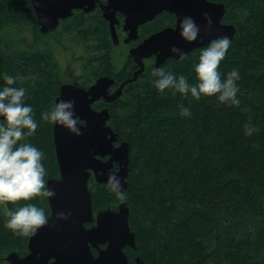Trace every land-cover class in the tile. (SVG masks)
Segmentation results:
<instances>
[{"label": "trees", "instance_id": "obj_1", "mask_svg": "<svg viewBox=\"0 0 264 264\" xmlns=\"http://www.w3.org/2000/svg\"><path fill=\"white\" fill-rule=\"evenodd\" d=\"M210 1L225 5L223 23L236 28L219 72L225 79L239 70V106L220 102L218 95L197 101L190 93L155 87V68L195 85L194 65L208 45L160 67L147 63L117 101L95 104L96 109L109 107L108 124L119 142L129 143L130 164L128 188L122 191L126 199L92 178V207L96 213L126 202L136 248L125 252L133 264L137 257L145 264H264V0ZM174 23V15L159 14L139 28L140 41ZM58 47L82 66L81 79L74 81L81 87L102 76L124 82L137 68L129 54L119 61V47L99 8L78 11L42 34L30 0H0V90L6 76L14 77L13 87L26 90L24 102L32 107L38 128L21 143L44 153L45 187L48 179L60 178L54 124L41 118L54 108L65 81ZM181 106L191 115L182 116ZM246 125L255 129L251 136ZM27 203L50 215L48 198L0 204V264H10V253L29 252L30 235L17 236L4 226L7 213Z\"/></svg>", "mask_w": 264, "mask_h": 264}, {"label": "water", "instance_id": "obj_2", "mask_svg": "<svg viewBox=\"0 0 264 264\" xmlns=\"http://www.w3.org/2000/svg\"><path fill=\"white\" fill-rule=\"evenodd\" d=\"M35 10L42 34L56 30L62 20L73 16L74 11L86 13L100 6L103 17L109 22L111 36L116 46L120 39L116 31L119 23L117 13L122 14L124 29L128 32L126 42L139 39L140 26L153 21L159 14L168 12L176 17L173 27L152 33L130 50L139 67L133 78L125 80L112 94L110 87L115 79L99 77L89 88L64 83L55 105L61 100L71 101L81 135L54 124L53 137L60 178H50L46 188L55 191L48 198L50 215L48 225L40 228L28 241L29 252L25 256L10 253L6 261L10 264H133L126 247L136 248L135 233L129 225L130 210L126 202L117 210L105 209L94 215L89 180L94 174L99 184L108 187V174L114 170L121 181L122 189L128 188L130 145L118 141V134L108 124L109 107L95 109V103L103 100L107 104L117 101L124 88L135 82L144 72L145 59L155 57V66L160 67L168 59H179L171 48L177 47L188 54L195 49L209 45L213 40L227 36L234 39L236 28L223 23L226 8L223 3L210 0H30ZM212 19L209 27L206 19ZM185 17H191L200 32L198 39L187 42L182 39L180 24ZM0 119H4L0 117ZM108 157L106 160L103 158ZM115 163L120 166L117 171ZM64 212L67 219H57ZM91 225L88 227L87 225ZM93 249L97 251L95 255ZM134 264H145L137 257Z\"/></svg>", "mask_w": 264, "mask_h": 264}, {"label": "clouds", "instance_id": "obj_3", "mask_svg": "<svg viewBox=\"0 0 264 264\" xmlns=\"http://www.w3.org/2000/svg\"><path fill=\"white\" fill-rule=\"evenodd\" d=\"M209 27L212 19L206 16ZM181 37L187 42L198 39L200 29L191 17H185L180 24ZM231 40L227 36L213 40L206 48L201 50L199 62L194 65L197 83L190 85L185 76H176L164 68H155L151 75L156 77L155 87L164 92L173 89L185 96L191 94L195 100L202 96L213 97L218 95L222 103H231L239 106L236 98L239 88V70L234 69L221 78L219 66L225 58ZM172 53L179 55L183 60L186 57L181 49L171 48ZM6 86L0 90V204H17L20 201H31L36 197L53 198L54 190L45 187L46 169L42 163L44 153L29 143H21L26 137L36 133L38 124L33 118V109L24 102V88L13 87L15 79L5 77ZM181 115H191L190 108L181 106ZM42 120L59 124L75 135H81L78 119L75 117L74 105L71 101L61 100L50 112L42 114ZM255 129L250 125L245 126V134L251 136ZM108 187L121 201L126 195L121 191L122 185L114 170L108 174ZM8 219L5 227L17 236L34 235L40 228L48 225V216L43 208L27 203L14 211L7 213ZM57 219H67L64 212L57 214Z\"/></svg>", "mask_w": 264, "mask_h": 264}, {"label": "flooded vegetation", "instance_id": "obj_4", "mask_svg": "<svg viewBox=\"0 0 264 264\" xmlns=\"http://www.w3.org/2000/svg\"><path fill=\"white\" fill-rule=\"evenodd\" d=\"M102 1V3H107V0H101ZM96 8H99L100 10H101V8H100V6L99 5H97V7ZM78 11H82V12H84L83 10H76L73 14H75V13H77ZM101 12H102V10H101ZM84 13H86V12H84ZM86 14H88V13H86ZM102 14H103V12H102ZM121 15L122 16V20L120 21L119 20V23L117 24V25H119V28H117V25H116V31H117V33H118V35H119V39H120V42H119V45L117 46V47H120L121 45H123L124 47H126V49L128 50V53H129V57H130V50L133 48V47H136L137 46V44H139L141 41H140V36H139V39L137 40V41H130V42H126V39H127V37H128V32L127 31H125V29H124V19H125V17L122 15V14H120V13H117L116 15ZM118 19V18H117ZM63 21V20H62ZM175 23H176V17H175ZM175 23L173 24V26H175ZM60 24H61V22H60ZM39 25V24H38ZM143 26V25H142ZM40 27V26H39ZM141 27V26H140ZM119 29V30H118ZM52 32V31H51ZM133 61H134V59L132 58V57H130ZM155 61H156V58L155 57H151V58H149V59H145V68H146V64L147 63H153L154 65H155ZM135 62V61H134ZM136 65V70H134L133 71V74L139 69V67L137 66V64H135ZM82 67V66H81ZM83 69V68H82ZM64 83H71V82H63L62 84H64ZM123 82H118V83H116L115 82V84L112 86V87H110V89H109V93L110 94H112L113 92H115L117 89H118V87L122 84ZM61 84V85H62ZM72 84H74V85H76V83H72ZM61 85H60V87H61ZM92 85V84H91ZM91 85H89L88 87H86V88H89ZM129 85V84H128ZM78 86V85H77ZM79 87H81V86H79ZM127 87V86H126ZM125 87V88H126ZM84 88V87H83ZM124 88V89H125ZM59 95H60V92H59ZM58 95V96H59ZM57 96V97H58ZM102 102V100L101 101H99V102H97V103H101ZM104 102V101H103ZM96 103V104H97ZM105 103V102H104ZM105 105H107V103L105 104ZM105 107H107V106H103V107H101L100 108V110L101 109H103V108H105ZM120 144V142L119 141H117L116 142V146H118ZM108 157H106V158H103L104 160H106ZM115 169L118 171L119 169H120V166L117 164V163H115ZM94 179L95 180V177H94V174L92 173V175H91V177H90V180L91 179ZM90 180H89V182H90ZM96 181V180H95ZM97 182V181H96ZM98 183V182H97ZM99 184V183H98ZM101 185H103V184H101ZM109 188V187H108ZM110 189V188H109ZM120 203H122V202H119L118 204H117V207L116 208H114V209H112V208H108V209H111V210H117L118 209V207H119V205H120ZM101 210H103V209H101ZM98 211H100V210H98ZM98 211L95 213L94 212V215H95V217L97 216V214H98Z\"/></svg>", "mask_w": 264, "mask_h": 264}, {"label": "rangeland", "instance_id": "obj_5", "mask_svg": "<svg viewBox=\"0 0 264 264\" xmlns=\"http://www.w3.org/2000/svg\"><path fill=\"white\" fill-rule=\"evenodd\" d=\"M57 54L59 64L64 73V82L74 83V81L80 80L83 74V69L80 64L74 62L73 57L68 55L61 47L57 48ZM128 54V50L123 45H121L117 50V56L119 57V61L122 63L125 61Z\"/></svg>", "mask_w": 264, "mask_h": 264}, {"label": "bare ground", "instance_id": "obj_6", "mask_svg": "<svg viewBox=\"0 0 264 264\" xmlns=\"http://www.w3.org/2000/svg\"><path fill=\"white\" fill-rule=\"evenodd\" d=\"M145 70V69H144Z\"/></svg>", "mask_w": 264, "mask_h": 264}]
</instances>
